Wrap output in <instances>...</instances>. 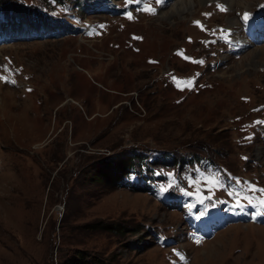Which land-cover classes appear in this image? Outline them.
Masks as SVG:
<instances>
[{"label": "rangeland", "instance_id": "rangeland-1", "mask_svg": "<svg viewBox=\"0 0 264 264\" xmlns=\"http://www.w3.org/2000/svg\"><path fill=\"white\" fill-rule=\"evenodd\" d=\"M177 1L88 0L66 17L96 38L0 40V264H264V37L233 54L216 27L245 40L264 0Z\"/></svg>", "mask_w": 264, "mask_h": 264}, {"label": "trees", "instance_id": "trees-1", "mask_svg": "<svg viewBox=\"0 0 264 264\" xmlns=\"http://www.w3.org/2000/svg\"><path fill=\"white\" fill-rule=\"evenodd\" d=\"M35 1L36 0H0V5H2V14L0 16V21L5 20L6 22L15 23L18 20L26 22H28V20H36L41 24H48L49 19L47 15L49 14L39 8V3L41 2L50 6L52 4L51 1H53V3L63 2L62 0H39V2ZM143 157H145V155H143ZM124 168L125 167H122V169L119 171L122 172ZM122 175L123 174H118L116 179L120 178L122 180L125 177L127 178L128 176L127 174H124L123 176ZM120 185H124V183ZM132 188L135 189V191L138 190L144 192L146 189V184L145 182L141 184L137 183L136 185L132 184ZM141 189H144V191ZM111 227L119 229V227H116V225ZM97 260L99 259L89 258L85 255L79 254L65 259L62 264H99Z\"/></svg>", "mask_w": 264, "mask_h": 264}, {"label": "snow or ice", "instance_id": "snow-or-ice-1", "mask_svg": "<svg viewBox=\"0 0 264 264\" xmlns=\"http://www.w3.org/2000/svg\"><path fill=\"white\" fill-rule=\"evenodd\" d=\"M130 2H135V3H140V0H130ZM162 2V0H156V3L157 4H160ZM217 7L218 8H220V10H224V8L222 7V6H220V5H217ZM141 10H143V11H147V12H149V13H154V9L153 8H151V7H145V8H143V9H141ZM207 15V14H206ZM129 18H131V15L129 14ZM245 19H247V14H245V17H244ZM194 23H196V24H198L199 25V22L198 21H195ZM174 80H175V77L173 78ZM13 83H14V81H13ZM191 85H192V81H187V82H185V86L186 87H191ZM262 192H264V190H261ZM249 203H251V201H249ZM261 207H264V199H261V200H259L258 202H257ZM197 242H199V241H197Z\"/></svg>", "mask_w": 264, "mask_h": 264}, {"label": "bare ground", "instance_id": "bare-ground-1", "mask_svg": "<svg viewBox=\"0 0 264 264\" xmlns=\"http://www.w3.org/2000/svg\"><path fill=\"white\" fill-rule=\"evenodd\" d=\"M195 1H198V0H179V1H177L173 6H171L173 14H179V13L183 14V13H185L187 11V7L186 6L188 4L189 5H194L193 3H195ZM239 3H240V0H239Z\"/></svg>", "mask_w": 264, "mask_h": 264}]
</instances>
